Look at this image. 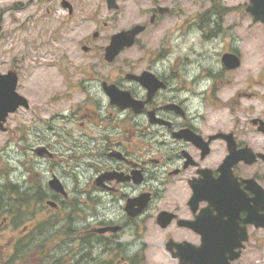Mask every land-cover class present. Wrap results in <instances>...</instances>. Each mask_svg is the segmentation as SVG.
I'll use <instances>...</instances> for the list:
<instances>
[{"label":"flooded vegetation","instance_id":"af4514ba","mask_svg":"<svg viewBox=\"0 0 264 264\" xmlns=\"http://www.w3.org/2000/svg\"><path fill=\"white\" fill-rule=\"evenodd\" d=\"M250 4L209 0L175 18L174 0H153L112 61V15L93 20L80 52L53 56L59 80L25 96L29 106L44 98L24 151L41 179L29 176L24 203L13 196L0 214V264H144L148 250L168 264L240 250L229 264H254L264 246V24Z\"/></svg>","mask_w":264,"mask_h":264},{"label":"rangeland","instance_id":"374dc122","mask_svg":"<svg viewBox=\"0 0 264 264\" xmlns=\"http://www.w3.org/2000/svg\"><path fill=\"white\" fill-rule=\"evenodd\" d=\"M61 1L0 0V73L16 69L18 92L24 96L28 93L35 94L37 89L59 80L60 73L54 66L53 56L67 49L80 52V39L96 29L94 19L98 22L107 21L112 15V20L108 24L109 30L118 32L123 30L122 28L131 27L130 23H134L143 14V7L153 0H116L118 9L111 11L108 10L105 0H69L76 10L73 17H69L68 9L61 5ZM208 1L174 0L175 18L184 17L188 9L197 10L199 5ZM256 33L257 39L262 43L264 32L259 26ZM97 43L105 44L104 37ZM263 56L264 47L261 46L257 54L258 63H264ZM43 102L44 98L40 96L37 100H30L29 109L19 108L16 112L10 113L4 124L6 130H0V188L4 183L11 182L12 188L19 192L13 193V196L21 198L23 202L24 197L20 193L25 192L28 177L31 176L35 182L41 179V174H38L40 171L32 168L30 164L25 166L24 161L29 155H25L24 151L27 141L36 143L35 130L39 129L40 124H35V118L43 115L40 110L41 104H38ZM34 124L36 125L34 133H28ZM30 215V211L25 210V213L23 211L20 213L19 218L25 221ZM34 247L32 255L21 252L20 257L34 258L35 253L43 251L42 242L38 246L33 245ZM17 255H20V251H17ZM146 256L144 264L169 263L167 255L160 250H148ZM255 259L254 264H264V246L255 250ZM38 260L46 262L44 258L39 257ZM58 264L65 262L60 261Z\"/></svg>","mask_w":264,"mask_h":264},{"label":"water","instance_id":"95a60500","mask_svg":"<svg viewBox=\"0 0 264 264\" xmlns=\"http://www.w3.org/2000/svg\"><path fill=\"white\" fill-rule=\"evenodd\" d=\"M105 2L110 9L118 8L116 0H105ZM250 2L247 10L264 24V0H250ZM61 4L63 7L71 8L67 0H62ZM141 30L142 26L136 24L129 29L114 33L109 44L105 47L104 59L108 62L112 61L120 50L133 44L136 35ZM17 82L18 76L14 70L9 69L6 73H0V130H5L4 123L10 113L15 112L19 107L27 108L29 106L26 97L16 91ZM53 181L57 185V180ZM212 252L210 250L207 253L204 250L192 263H189L185 256H181L179 264H229L228 259L235 260L240 254V250H238L228 258L220 250L216 251L215 254Z\"/></svg>","mask_w":264,"mask_h":264},{"label":"trees","instance_id":"16d2710c","mask_svg":"<svg viewBox=\"0 0 264 264\" xmlns=\"http://www.w3.org/2000/svg\"><path fill=\"white\" fill-rule=\"evenodd\" d=\"M14 186V185H13ZM13 193H19L16 189L12 188V183L7 182L2 185L0 188V214L1 216L9 213L10 208L12 207V202L16 200L19 204H23L24 202L21 198H17L13 200ZM22 195V193H20Z\"/></svg>","mask_w":264,"mask_h":264}]
</instances>
